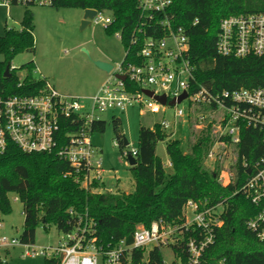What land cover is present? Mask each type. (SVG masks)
I'll list each match as a JSON object with an SVG mask.
<instances>
[{
    "label": "built area",
    "instance_id": "built-area-1",
    "mask_svg": "<svg viewBox=\"0 0 264 264\" xmlns=\"http://www.w3.org/2000/svg\"><path fill=\"white\" fill-rule=\"evenodd\" d=\"M59 0H0V4L55 6ZM172 0H138L141 22L135 29L133 44L140 43L138 56L141 63L122 62L113 66L99 90L90 96L61 93L47 80L43 88L31 94H0V154L11 144L24 152L54 154L74 168L73 176L82 186L96 183L92 190L116 192L106 189L102 173L103 159L100 149L93 143V125L102 120L104 111L143 108L146 104L153 112H166L169 101L175 99L174 120L163 118L159 123L173 135L180 122L189 123L195 130L210 129L213 141L205 161L212 168L218 166L217 180L221 185L233 184L242 170L243 180L237 189L258 207L248 220V228L264 240V135L262 151L250 162L240 154L245 129L264 133V87H240L214 90L200 84L194 88V65L189 55L190 40L182 26H175L167 14ZM96 10L90 22L106 29L113 23L111 10ZM151 31V34H147ZM122 37L121 32H116ZM217 51L222 55L246 56L264 54V12L230 15L220 22ZM14 69V68H12ZM124 75L125 79L117 76ZM21 85V83H19ZM167 96L162 104L148 96L144 90ZM186 97L178 102L183 93ZM186 103L185 106L179 104ZM124 134V133H123ZM125 136V134H124ZM120 143V142H119ZM118 143V144H119ZM117 144V142L115 143ZM120 145V144H119ZM129 142L127 145L128 146ZM126 148V147H125ZM123 155L136 156L137 147L123 150ZM171 166V163H169ZM221 203L207 205L188 199L183 206L181 224L161 220L150 226L138 225L132 243L121 240L103 244L97 236L98 221L88 211L76 212L75 222L55 244L35 245L23 243L20 238L0 234V249L22 245L24 257L59 259V264H132L135 250H142V261L149 264L150 250L171 248V264H199L204 250L214 242L215 231L223 225ZM192 218L188 217V212ZM2 227L0 219V230ZM191 230L193 235L185 236ZM184 244L188 261L183 263L174 251V245ZM150 248V249H149ZM164 260V258H163ZM164 264L165 261H164Z\"/></svg>",
    "mask_w": 264,
    "mask_h": 264
},
{
    "label": "trees",
    "instance_id": "trees-1",
    "mask_svg": "<svg viewBox=\"0 0 264 264\" xmlns=\"http://www.w3.org/2000/svg\"><path fill=\"white\" fill-rule=\"evenodd\" d=\"M58 6H73L99 10H111L113 23L107 28L110 33L121 32L124 45V60L141 63L138 51L140 43L133 44L141 17L138 0H59ZM264 12V0H172L167 14L174 25L182 26L190 40L189 55L194 65V88L200 84L214 90L240 87H264V54L250 53L246 56L222 55L217 51L220 22L230 15ZM33 13L26 8L21 28L6 29L0 36V94H31L46 84L45 77H36L35 62L29 61L23 68L26 75L20 79L11 61L20 52L34 49ZM147 34H151L149 31ZM10 65L11 75L4 71ZM21 83V85H19ZM121 119L112 120L116 137L123 148ZM93 131L103 132L106 121L98 120ZM162 128L159 122L152 127L139 128L136 164L130 165L134 179L131 191L97 192L93 186L76 182L74 168L54 154L24 152L11 144L0 154V217L12 208L9 192L17 194L23 203L24 223L19 237L23 243H35L39 225L54 224L59 231H68L75 222L69 209L85 212L98 221L97 236L103 244H115L124 240L132 243L138 225L150 226L155 220L181 224L183 206L188 199L205 202L207 205H223V225L216 229L215 239L203 252L199 264H264V240L248 228V220L258 212L249 198L237 189L242 182V170L233 184L224 186L217 180L218 166L212 169L205 161L207 150L212 146L210 129L190 128L193 140L187 151L181 148L179 139ZM264 133L245 129L240 154L250 162L262 151ZM166 140V151L171 161L167 172L162 159L157 155L160 141ZM193 230L185 236L193 235ZM183 263L188 261L184 244L173 246ZM45 264H59V259H45ZM142 261V250H135L132 264ZM126 264V263H125ZM149 264H164L160 248L150 250Z\"/></svg>",
    "mask_w": 264,
    "mask_h": 264
},
{
    "label": "rangeland",
    "instance_id": "rangeland-1",
    "mask_svg": "<svg viewBox=\"0 0 264 264\" xmlns=\"http://www.w3.org/2000/svg\"><path fill=\"white\" fill-rule=\"evenodd\" d=\"M28 8L33 13L35 39L34 49L18 53L11 61V69L20 79L26 75L23 65L29 61L36 64V77H42L43 73L55 84L61 93L76 96L92 95L108 77V73L96 66V60L110 62L113 66L122 62L124 45L122 38L116 33H110L103 25L90 23L82 28L84 8L73 6H43L12 4L6 6L0 4V36L6 29H20L24 10ZM5 59L0 53V61ZM186 103L179 104L185 106ZM166 112H153L146 104L143 108H129L125 112L118 109L104 111L100 114L106 121V129L103 132L94 131L92 140L102 150V178L106 189L115 188L116 191H131L134 186V177L130 170V164L123 155L122 149L137 147L139 128L141 125L152 127L163 118L174 120V105H167ZM113 115L120 116L119 127L128 139L129 145L118 144ZM189 123L182 121L172 135L179 139L181 148L187 151L193 136L190 135ZM170 132V131H168ZM117 142V144H115ZM126 147V148H125ZM157 155L162 159L167 172L171 171L169 157L166 151V140L160 141L157 146ZM11 210L1 214V235L19 238L23 231L24 213L23 203L16 193L9 192ZM222 206L218 210L222 211ZM188 217L192 218L190 211ZM54 224L48 227L39 225L36 230L35 245L55 244L62 237L61 232ZM24 246L18 245L12 248L0 249V264H45V258L24 257ZM150 249V248H149ZM163 258L166 264L174 260L171 248L163 249ZM99 263L101 261L99 260Z\"/></svg>",
    "mask_w": 264,
    "mask_h": 264
},
{
    "label": "water",
    "instance_id": "water-1",
    "mask_svg": "<svg viewBox=\"0 0 264 264\" xmlns=\"http://www.w3.org/2000/svg\"><path fill=\"white\" fill-rule=\"evenodd\" d=\"M95 13H96L95 9H92V8H85L84 9V15H83V19H82V28L87 26V25H89L91 23L90 22V18H92L95 15ZM95 64H96V66H98L100 69L104 70L107 73H109L111 71V69L113 68V65L110 62H107V61H104V60L103 61L102 60H96ZM4 75L6 77H9L11 75L10 65L9 64L5 68ZM117 76L122 78V79H125L124 75L117 74ZM144 92L148 96L153 97L155 100L161 102L162 104H166L167 103V96L165 94H162V95L154 94L153 93L154 91H151V90H148V89H145ZM187 93L188 92H185L182 95H180V97L178 98V102H180L183 98H185ZM169 104L174 105L175 104V99L170 100ZM123 141H124V145L128 144V139H127L126 136H123ZM127 160H128V162H129V164L131 166L135 165L136 161H137L136 157L134 155H132L131 153L128 154Z\"/></svg>",
    "mask_w": 264,
    "mask_h": 264
},
{
    "label": "crops",
    "instance_id": "crops-1",
    "mask_svg": "<svg viewBox=\"0 0 264 264\" xmlns=\"http://www.w3.org/2000/svg\"><path fill=\"white\" fill-rule=\"evenodd\" d=\"M124 56H125V53H124ZM123 56V57H124ZM42 75H43V77H45L52 85H53V83L48 79V77H46V75H44L43 73H41ZM53 87H55L57 90H58V88L56 87V85L54 84L53 85ZM65 94H67V93H65ZM87 96H90V95H87ZM133 108H135V107H133ZM112 118H114V119H120V116H115V115H113V117ZM102 120H103V118H102ZM94 143V142H93ZM100 149V148H99ZM102 152V150L100 149V153ZM171 162V161H170ZM169 162V163H170ZM125 192H128V191H125Z\"/></svg>",
    "mask_w": 264,
    "mask_h": 264
}]
</instances>
